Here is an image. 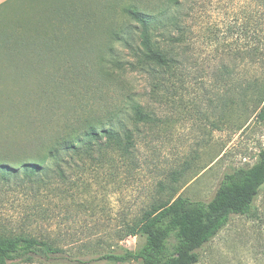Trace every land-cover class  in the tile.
<instances>
[{"label":"rangeland","instance_id":"374dc122","mask_svg":"<svg viewBox=\"0 0 264 264\" xmlns=\"http://www.w3.org/2000/svg\"><path fill=\"white\" fill-rule=\"evenodd\" d=\"M100 1L13 0L0 9V35L30 38L29 34L38 28L34 21H40L39 17L49 16L55 21L56 14L44 15L45 9L62 6V12L91 10ZM112 1L103 3L118 6L117 11L122 4L144 10L159 5L158 0ZM201 1L204 11L191 24L193 33L188 40L186 62L166 73V80L156 88L149 72L132 70L121 61L124 75L113 71L114 75L105 79L97 71L94 73L93 67L91 75L95 78L75 75L62 90L30 94L12 109L8 99L21 97L25 92L13 83L3 85L0 79V87L6 88V93L0 94V140L6 136L21 143L31 139L34 130L49 136L66 119L85 114V108L100 114L104 104L121 102L120 94L125 90L157 118L155 125L140 127L143 132L137 134L134 167H116L111 172L91 166L84 171L68 167L65 181L52 171L44 177L45 186L35 194H25L17 188L19 177H11L9 183L0 182L1 229L16 230L25 224L22 219L40 209L43 214L30 219V228L34 233L49 232L56 238L64 249L59 264H106L101 259L104 254L119 252V248L137 250L143 244V237H127L119 242V228L138 218L158 196L166 198L165 193H158L159 182L167 185L170 175L176 174V196L207 202L225 173L248 168L257 161L264 148V127L254 118L253 104L246 98L242 101L241 91L234 92L230 87L232 77L226 71L229 53L253 45L259 31L264 34L260 30L264 31V9L252 0ZM103 23L110 24V20ZM120 47L117 46L119 56L133 62ZM1 50L0 63L10 61L12 55L9 58ZM4 73L7 72L0 68V78H7L8 75L1 76ZM236 74L243 80L264 78V67L259 60H247ZM79 91L82 94L74 96ZM65 113L68 117H62ZM30 120L35 127L39 122L43 125L39 130L28 129L25 123ZM198 252L197 264H264V185L251 212L232 216Z\"/></svg>","mask_w":264,"mask_h":264},{"label":"trees","instance_id":"16d2710c","mask_svg":"<svg viewBox=\"0 0 264 264\" xmlns=\"http://www.w3.org/2000/svg\"><path fill=\"white\" fill-rule=\"evenodd\" d=\"M184 1L158 0L159 5L149 10L122 4L117 11L118 6L104 4L103 0L95 3L91 10L81 8L62 12L65 7L53 6L42 12L44 15L56 14L55 21L49 16L46 19L39 17L40 21H34L38 28L29 34L30 38H9L11 36L1 34L0 48L12 57L10 61L0 63V68L7 72L1 76L8 75L6 79H0L3 85L13 83L25 92L21 97L8 99L10 108L16 109L15 104L30 94L62 90L75 75L90 76L93 67L94 73L97 71L105 79L112 77L113 71L124 75L125 65L121 61L132 70L149 72L156 88L166 80V73L174 72L180 63L186 62L190 52L188 40L193 33L191 24L204 11L203 1ZM252 1L264 9V0ZM106 20H110V24L105 25ZM6 38L12 40L6 41ZM254 40L256 42L246 46L245 50L229 53V71L226 73L232 77L230 87L234 92L241 91L242 101L247 99L253 104L254 118L264 127V78L253 76L243 80L236 74L241 63L247 60L250 63L259 60L264 67V34L259 31ZM117 46L126 50L134 61L128 62L119 56ZM2 92L6 93L5 86L0 87V94ZM81 94L79 91L74 96ZM120 98L119 103L101 105L100 114L85 108V114L66 119L49 136L34 130L33 137L21 143L3 137L0 140V182L9 183L11 177H19L17 188L25 194H35L45 186L44 177L49 173L55 172L57 178L65 181L68 167L84 171L91 166L110 172L116 167H134L137 134L143 132L140 127L155 125L157 118L130 92L125 90ZM62 117L68 116L65 113ZM25 125L28 129L39 130L43 124L39 122L35 127L34 121L30 120ZM176 181V174H172L167 185L159 182L158 193H165L166 198L158 196L138 218L119 228V242L127 237H143L141 247L137 250L119 248V252L104 254L101 259L106 264L132 261H139V264H197L200 261L198 251L228 224L232 216L251 212L264 185V148L252 166L225 173L207 202L176 196ZM43 212L34 209L33 214L22 219L28 226L22 224L16 230L0 228V264H59L64 249L56 238L49 232L34 233L30 228V219Z\"/></svg>","mask_w":264,"mask_h":264},{"label":"crops","instance_id":"0c3cea01","mask_svg":"<svg viewBox=\"0 0 264 264\" xmlns=\"http://www.w3.org/2000/svg\"><path fill=\"white\" fill-rule=\"evenodd\" d=\"M13 0H0V9L4 8L8 3H10Z\"/></svg>","mask_w":264,"mask_h":264}]
</instances>
